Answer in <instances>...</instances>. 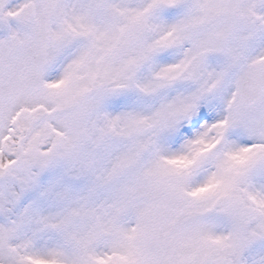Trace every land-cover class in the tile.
<instances>
[{
	"label": "rangeland",
	"instance_id": "rangeland-1",
	"mask_svg": "<svg viewBox=\"0 0 264 264\" xmlns=\"http://www.w3.org/2000/svg\"><path fill=\"white\" fill-rule=\"evenodd\" d=\"M36 47L41 90L1 105L0 264H264V95L238 92L264 0H0V78Z\"/></svg>",
	"mask_w": 264,
	"mask_h": 264
},
{
	"label": "water",
	"instance_id": "water-1",
	"mask_svg": "<svg viewBox=\"0 0 264 264\" xmlns=\"http://www.w3.org/2000/svg\"><path fill=\"white\" fill-rule=\"evenodd\" d=\"M27 62L31 67L42 69L45 65L44 54L40 50H33L27 56ZM29 92H35L40 88L38 80L30 81L27 86ZM264 90V63H259L245 71V76L240 84V93L243 101L250 104ZM1 98L6 102L11 99L9 92H1Z\"/></svg>",
	"mask_w": 264,
	"mask_h": 264
},
{
	"label": "bare ground",
	"instance_id": "bare-ground-1",
	"mask_svg": "<svg viewBox=\"0 0 264 264\" xmlns=\"http://www.w3.org/2000/svg\"><path fill=\"white\" fill-rule=\"evenodd\" d=\"M242 149H243V148L240 147V146L235 147V148L232 150V152H231V151L229 152V157H230V158L234 157V158H232V159L237 158V157H235V156L241 154V152H244ZM13 158H14V157H13L12 155L8 154V153L3 154V155L1 156V158H0V163H1V165L8 164V163H10V162L13 161ZM179 161L182 162V164L184 163V162L181 161V160H179ZM176 165H177V166H180V164L178 163V161L176 162ZM206 175H210V172H207Z\"/></svg>",
	"mask_w": 264,
	"mask_h": 264
},
{
	"label": "flooded vegetation",
	"instance_id": "flooded-vegetation-1",
	"mask_svg": "<svg viewBox=\"0 0 264 264\" xmlns=\"http://www.w3.org/2000/svg\"><path fill=\"white\" fill-rule=\"evenodd\" d=\"M9 88H11V90L14 91V86L13 85L9 86Z\"/></svg>",
	"mask_w": 264,
	"mask_h": 264
}]
</instances>
